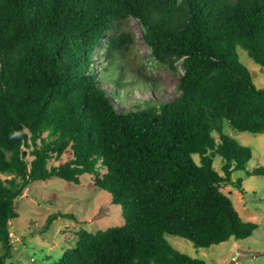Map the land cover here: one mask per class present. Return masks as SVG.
<instances>
[{
  "label": "trees",
  "instance_id": "1",
  "mask_svg": "<svg viewBox=\"0 0 264 264\" xmlns=\"http://www.w3.org/2000/svg\"><path fill=\"white\" fill-rule=\"evenodd\" d=\"M130 17L154 60L172 72L181 60L173 99L116 106L118 87L139 82L122 79L133 70ZM237 46L264 68V0H0V173L9 175L0 179V264H13L10 222L30 185L51 177L71 187L88 174L83 184L110 193L124 223L74 231V246L49 264H204L165 235L195 247L251 235L256 223L220 190L243 191L235 170L264 175V166L245 170L252 151L223 132L225 120L264 134V88ZM56 217L73 215L53 211L32 233Z\"/></svg>",
  "mask_w": 264,
  "mask_h": 264
},
{
  "label": "rangeland",
  "instance_id": "2",
  "mask_svg": "<svg viewBox=\"0 0 264 264\" xmlns=\"http://www.w3.org/2000/svg\"><path fill=\"white\" fill-rule=\"evenodd\" d=\"M122 26H130L134 34V42L128 52L129 65L133 70L126 66L122 79L124 82L139 79V82L118 87V94L113 98L116 106L129 108L133 101H142L151 95L161 100L173 99L177 95L179 76L183 72L181 60L176 62V71H170L166 64L153 59L141 37L136 19L130 17L123 21ZM236 51L239 61L249 70L254 85L264 88V68L255 63L240 46L236 47ZM102 58H96V72H101L99 62ZM109 72L112 74L103 81L106 88L113 87L110 79L116 76L117 70L110 68ZM139 73L153 79L155 85L146 84ZM125 91L128 92L126 96L123 95ZM223 132L252 151L245 170L264 166L263 133L235 130L225 120ZM194 159L198 160V157L194 155ZM220 165L221 157L216 155L213 166L221 173ZM7 177L8 174L0 173V179ZM80 179L82 183L71 187H66L64 181L57 177L37 180L30 185L29 197L18 208V217L10 222L12 253L7 262L49 264L60 257L65 249L74 246V231L85 228L95 232L124 223L121 206L111 201L110 193L100 188L86 187L83 183L89 180L88 174H83ZM237 179H241L242 192L228 183L221 184L220 190L231 199L243 220L256 223L251 235L242 239L230 237L208 247H195L188 239L166 234L169 244L182 253L202 259L204 264H264V175H247L244 170H235L231 180ZM50 196L54 197V202H47ZM56 210L67 212L73 218L56 217L45 232L32 233L33 227H39L47 215Z\"/></svg>",
  "mask_w": 264,
  "mask_h": 264
}]
</instances>
